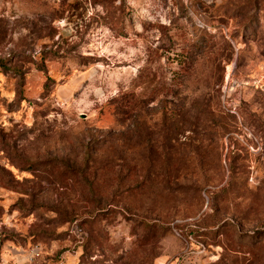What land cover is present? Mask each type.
I'll use <instances>...</instances> for the list:
<instances>
[{"label": "rangeland", "instance_id": "1", "mask_svg": "<svg viewBox=\"0 0 264 264\" xmlns=\"http://www.w3.org/2000/svg\"><path fill=\"white\" fill-rule=\"evenodd\" d=\"M0 264H264V0H0Z\"/></svg>", "mask_w": 264, "mask_h": 264}]
</instances>
